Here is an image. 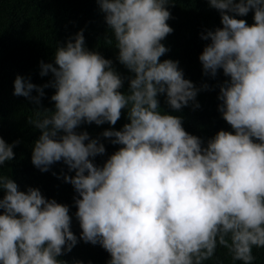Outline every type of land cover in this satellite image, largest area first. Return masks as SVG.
<instances>
[{
  "label": "trees",
  "instance_id": "1",
  "mask_svg": "<svg viewBox=\"0 0 264 264\" xmlns=\"http://www.w3.org/2000/svg\"><path fill=\"white\" fill-rule=\"evenodd\" d=\"M0 264H264V0H0Z\"/></svg>",
  "mask_w": 264,
  "mask_h": 264
}]
</instances>
